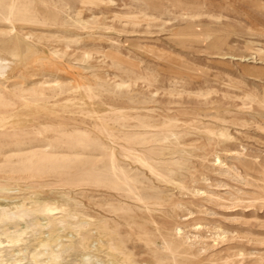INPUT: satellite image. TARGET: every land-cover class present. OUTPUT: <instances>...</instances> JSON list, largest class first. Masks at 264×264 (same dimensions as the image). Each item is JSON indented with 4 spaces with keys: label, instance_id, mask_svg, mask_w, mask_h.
<instances>
[{
    "label": "rangeland",
    "instance_id": "374dc122",
    "mask_svg": "<svg viewBox=\"0 0 264 264\" xmlns=\"http://www.w3.org/2000/svg\"><path fill=\"white\" fill-rule=\"evenodd\" d=\"M18 2L32 21L0 33V82L10 88L0 95V145L43 146L45 137L62 139L60 130L99 137L105 124L142 132L128 126L172 119L162 131L178 133L181 143L171 137V147L182 151L184 168L175 185L154 181L150 193L161 200L150 211L137 205L132 228L120 225L136 262L264 264V0ZM44 83L54 97L35 103L30 89ZM83 163L38 180L53 186L22 182L9 201L69 193L89 216L115 218L110 191L61 184ZM0 168L1 181L26 179Z\"/></svg>",
    "mask_w": 264,
    "mask_h": 264
},
{
    "label": "bare ground",
    "instance_id": "6f19581e",
    "mask_svg": "<svg viewBox=\"0 0 264 264\" xmlns=\"http://www.w3.org/2000/svg\"><path fill=\"white\" fill-rule=\"evenodd\" d=\"M28 10L18 0H10L7 5L0 0V22L12 27L1 29L0 33L9 36L16 31V23H31ZM30 37L29 34L26 39ZM6 84L7 81L0 82V95L10 89ZM33 86L36 87L30 89V97L35 103L41 104L54 97L46 93L45 83ZM125 120H128L126 116L121 119ZM173 122L168 119L157 123L143 117L137 125L128 126L142 132L125 133L105 124L99 137L84 131L60 130L58 133L62 139L45 137L47 144L43 146L33 145L32 140H12L10 144L0 145V163L9 167L12 174L26 175V179L0 180V264H138L135 252L128 249L122 237L120 225L124 222L132 228L136 221L132 210L139 209L137 205L150 211L157 205L153 201L161 200V197L156 198L150 193L158 189L154 181L175 185V176L180 175L178 172L184 168L183 160L177 155L182 151L171 147V137L177 141L176 144L181 143L178 133L162 131L170 128ZM119 126L121 129L127 127L121 123ZM49 128L55 131L52 126ZM3 136L11 137L5 133ZM81 161L84 163L77 176L62 180L61 184L69 189L87 185L110 191L113 193L110 213L115 218L89 216L69 193H63L62 201L42 199L38 191L28 198L9 201L10 195L24 190L22 182L31 181L29 187L34 189L53 186L57 183L38 180L48 174L71 171ZM146 242L152 244L149 238ZM168 249L172 253L176 251L172 247ZM156 259V264H163L160 258Z\"/></svg>",
    "mask_w": 264,
    "mask_h": 264
}]
</instances>
